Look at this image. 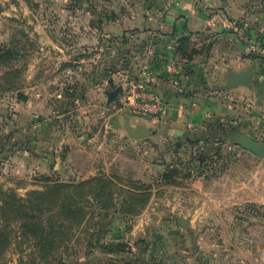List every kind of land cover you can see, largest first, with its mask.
I'll return each mask as SVG.
<instances>
[{
    "label": "rangeland",
    "instance_id": "1",
    "mask_svg": "<svg viewBox=\"0 0 264 264\" xmlns=\"http://www.w3.org/2000/svg\"><path fill=\"white\" fill-rule=\"evenodd\" d=\"M122 1L93 7L118 12ZM224 1L215 34L182 37L186 53L175 52L174 73L157 76L135 68L130 52L70 36L80 1L0 0V264H264V205L230 195L257 187L264 158L238 146L234 135H245L213 114L217 100L236 103L228 76L252 68L253 88L237 96L264 121V0ZM118 56L127 58L114 63ZM171 74L190 75L199 106L213 116L181 135L147 138L141 153L120 148L132 127L124 117L139 118L122 106L125 80L159 78L176 88ZM62 133L137 171L77 175L54 150ZM177 219L191 222L183 229Z\"/></svg>",
    "mask_w": 264,
    "mask_h": 264
},
{
    "label": "crops",
    "instance_id": "2",
    "mask_svg": "<svg viewBox=\"0 0 264 264\" xmlns=\"http://www.w3.org/2000/svg\"><path fill=\"white\" fill-rule=\"evenodd\" d=\"M77 1H80L77 5L85 6V8L83 9L84 12L69 15L70 23L73 24L69 30L70 36L78 38L80 35L84 37L85 40L80 45H90L94 40H97L99 51H102L105 46H110L111 53L130 52L134 55L133 58H129L135 68L142 66L145 68L146 65L147 68L157 70L155 72L157 76L165 73L164 70L174 73L173 62H175L174 54L177 39L198 34L205 36L215 34L216 14L220 12L221 6H225L224 0H123L122 3L126 8L123 7L118 12L104 10L103 13H99L93 7V0ZM232 5L236 6V3ZM81 19L86 21L83 30H80L81 27H77L78 21ZM78 47L79 44L71 47V52L77 51ZM119 58L120 56L113 59L114 63L119 61ZM124 58L120 59L123 60ZM170 77L172 81L177 83L176 88L164 84L159 78L154 80L151 78V87L164 105L161 114L149 118L125 116L124 120L129 122L132 128L148 127L153 132L151 137L162 134L166 138L175 135L177 131L181 132V129L184 131L187 126L194 127L193 124L199 123L201 118L215 114V117L228 119L232 126L238 127V131L249 139L255 140L254 136L261 135L264 142V121L261 114L251 110L249 102H245V107L239 104L241 101L237 95L244 94L243 87H236L229 91L231 95L237 97L235 104L230 102L232 99L229 102H223V100L218 102L217 100L215 103H219V112L211 114L210 110L199 106L200 101L198 102L195 97L197 96L196 89L192 90L194 84L190 75L174 76L171 74ZM107 80L111 83L109 78ZM247 100L250 101V99ZM239 110L245 112H239ZM240 121H244L243 125L246 128L243 129L239 125ZM114 123L120 129V122L118 123L115 119ZM120 135L122 136V134ZM126 138L127 140L121 142L120 148L126 146L129 151L134 149V152L137 151V153H141V150L147 148V143H149L146 139L131 140L127 134ZM54 141L53 146L55 147L54 150H57V158L61 153L60 157L67 164L65 165L83 178L100 172L121 171V169H127L129 173L137 171L133 166H119L118 155L111 156L113 152L107 153L106 148L101 151L87 148L82 140L76 139L72 133H62ZM153 147L156 148L157 144H153ZM116 148H119L118 142L115 147L112 146L110 151ZM122 156L127 157V160L133 159L127 154ZM43 161L47 162V159ZM263 169L264 162L261 165V175L258 174L259 179L256 180L257 187L250 185L246 191L241 192L236 189L231 191L230 195L235 202L246 199L264 205ZM200 190L202 195H205L203 183Z\"/></svg>",
    "mask_w": 264,
    "mask_h": 264
},
{
    "label": "water",
    "instance_id": "3",
    "mask_svg": "<svg viewBox=\"0 0 264 264\" xmlns=\"http://www.w3.org/2000/svg\"><path fill=\"white\" fill-rule=\"evenodd\" d=\"M253 74L254 71L252 68H246L240 73H234L227 78V87H245L247 89L253 88ZM120 89L116 88L114 91L109 92L108 96L110 100H113L115 96L119 93ZM127 136L131 140L139 141L143 139H147L152 136L153 132L148 127L138 126L136 128H132L129 125L126 127ZM175 135H181L180 131L175 132ZM234 142L240 146L243 150L251 153L255 157H257L258 161H261L264 158V142H257L252 139H249L246 136H238L234 135ZM178 224L183 228H187L189 225L188 220L178 219Z\"/></svg>",
    "mask_w": 264,
    "mask_h": 264
},
{
    "label": "built area",
    "instance_id": "4",
    "mask_svg": "<svg viewBox=\"0 0 264 264\" xmlns=\"http://www.w3.org/2000/svg\"><path fill=\"white\" fill-rule=\"evenodd\" d=\"M173 84L177 83L173 81ZM121 103L125 110L139 118L156 117L161 114L164 107L158 94L153 91L151 79L148 77L136 81L125 80Z\"/></svg>",
    "mask_w": 264,
    "mask_h": 264
},
{
    "label": "trees",
    "instance_id": "5",
    "mask_svg": "<svg viewBox=\"0 0 264 264\" xmlns=\"http://www.w3.org/2000/svg\"><path fill=\"white\" fill-rule=\"evenodd\" d=\"M187 42L188 40L186 38H180L179 40H177L176 45H175V51L180 54L186 53L185 45L187 44ZM225 133L227 134V136H230V137L233 135V132H225Z\"/></svg>",
    "mask_w": 264,
    "mask_h": 264
}]
</instances>
